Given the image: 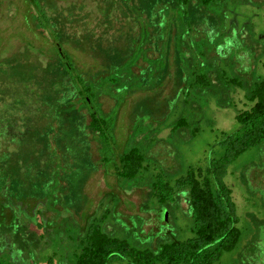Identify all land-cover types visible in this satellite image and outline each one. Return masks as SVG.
I'll return each mask as SVG.
<instances>
[{
  "label": "rangeland",
  "instance_id": "374dc122",
  "mask_svg": "<svg viewBox=\"0 0 264 264\" xmlns=\"http://www.w3.org/2000/svg\"><path fill=\"white\" fill-rule=\"evenodd\" d=\"M166 1L39 0L52 21L45 37L29 17L30 7L39 13L36 2L0 0L1 262L73 264L82 228L94 220L151 250L194 235L186 192L164 205L150 197L151 184L159 172L174 183L190 166H206L222 154L224 136L240 127L235 116L248 106L247 90L227 77L263 73L264 0H231L218 9L223 25L193 5L191 25L182 30ZM158 17L151 22L155 32L147 23ZM58 43L96 79L102 109L115 119L116 150L102 151L87 112L71 108ZM132 54L133 70L104 78L110 65ZM195 70L211 75L212 89L192 86L187 77ZM180 116L188 124L174 130ZM133 146L148 164L134 179L118 176L114 161H102ZM225 179L242 234L216 264H264V147L246 151Z\"/></svg>",
  "mask_w": 264,
  "mask_h": 264
},
{
  "label": "trees",
  "instance_id": "16d2710c",
  "mask_svg": "<svg viewBox=\"0 0 264 264\" xmlns=\"http://www.w3.org/2000/svg\"><path fill=\"white\" fill-rule=\"evenodd\" d=\"M32 1L36 2L40 9L39 13L34 15L30 7L29 17L35 19V32L38 34L39 29L45 36L44 26L52 21L39 0ZM230 1L167 0L163 3H168L178 12L177 16L174 15V19L182 21L180 25V30H182L185 25H191L189 9L193 5H197L213 15L217 22L223 25L222 14L220 15L218 9L227 8ZM158 4L147 16H152ZM149 19L147 26L152 27L151 22L157 23L159 17L156 20ZM154 31L158 30L154 28ZM170 31L173 32V29ZM146 33L151 34V29L146 28ZM152 34L154 33L152 32ZM57 45V54L60 56L63 66L61 72L65 78V94L67 100L70 101L71 108L87 112L90 119L88 129L100 138L102 151L116 150L117 148H114L117 146L114 130L115 119L110 118L102 109L98 90H95L94 87L96 79L92 80L86 77L76 66L71 55L62 50V45L59 43ZM132 55L119 65H110L111 70L108 74L103 75L104 78H107L111 71L118 73L126 66L133 70L132 66L138 63L136 62L138 59L135 58L136 54ZM161 66L160 71H166V62L163 61ZM262 67L263 73L254 71L252 80H247L239 74L227 77L229 83L247 90L245 97L248 106L241 109L235 116L240 127L233 133L226 134L221 141L222 154L213 157L204 167L190 166L185 174L175 179L174 183L167 179L162 172H159L151 184L150 197L164 205L173 202L179 191L186 192V199L194 220V227H192L194 235L187 239L167 241L161 244L159 249L151 250L134 246L127 238L110 234L102 226V223L94 220L82 228L78 242L80 249L73 264H109L126 258L129 259L128 264H216L225 252L236 248L242 232L238 227L239 218L233 196L234 191L225 178L229 174L232 164L246 151L252 148L261 150L264 147V62H262ZM187 78V80H191L192 86H200L207 90L213 88V81L208 72L195 70L190 72ZM187 124L188 119L180 116L173 129L176 130ZM102 161L105 165L114 161L115 173L128 179H134L148 170L147 156L137 146H133L127 151H121L115 159L104 155ZM0 264L5 263L0 261Z\"/></svg>",
  "mask_w": 264,
  "mask_h": 264
}]
</instances>
